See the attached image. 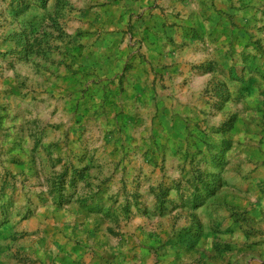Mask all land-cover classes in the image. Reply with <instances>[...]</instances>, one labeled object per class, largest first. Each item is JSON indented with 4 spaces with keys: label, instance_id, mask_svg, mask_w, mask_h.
<instances>
[{
    "label": "rangeland",
    "instance_id": "rangeland-1",
    "mask_svg": "<svg viewBox=\"0 0 264 264\" xmlns=\"http://www.w3.org/2000/svg\"><path fill=\"white\" fill-rule=\"evenodd\" d=\"M0 264H264V0H0Z\"/></svg>",
    "mask_w": 264,
    "mask_h": 264
},
{
    "label": "trees",
    "instance_id": "trees-1",
    "mask_svg": "<svg viewBox=\"0 0 264 264\" xmlns=\"http://www.w3.org/2000/svg\"><path fill=\"white\" fill-rule=\"evenodd\" d=\"M22 8V7H21ZM21 8H19V12H24L25 10L24 9H21ZM14 10V9H13ZM16 10V9H15ZM19 12H16V13H19ZM15 13V14H16Z\"/></svg>",
    "mask_w": 264,
    "mask_h": 264
}]
</instances>
